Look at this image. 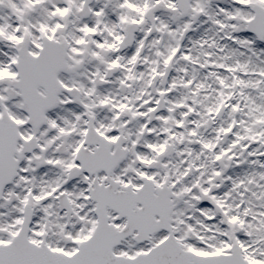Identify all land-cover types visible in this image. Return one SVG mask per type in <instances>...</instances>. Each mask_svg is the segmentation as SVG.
I'll return each instance as SVG.
<instances>
[{
  "label": "snow or ice",
  "instance_id": "obj_1",
  "mask_svg": "<svg viewBox=\"0 0 264 264\" xmlns=\"http://www.w3.org/2000/svg\"><path fill=\"white\" fill-rule=\"evenodd\" d=\"M0 264H264V0H0Z\"/></svg>",
  "mask_w": 264,
  "mask_h": 264
}]
</instances>
